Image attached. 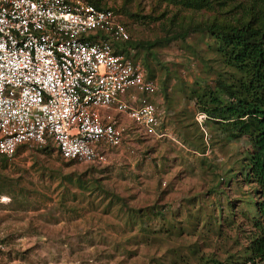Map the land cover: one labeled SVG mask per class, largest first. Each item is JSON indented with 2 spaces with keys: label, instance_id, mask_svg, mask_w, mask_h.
<instances>
[{
  "label": "rangeland",
  "instance_id": "1",
  "mask_svg": "<svg viewBox=\"0 0 264 264\" xmlns=\"http://www.w3.org/2000/svg\"><path fill=\"white\" fill-rule=\"evenodd\" d=\"M96 1L127 26L135 57L159 82L154 99L178 141L149 137L125 119L124 142L103 166L65 161L52 144H25L1 159L0 264H199L194 246L206 256L246 259L263 195L242 177L248 136L225 138L203 110L222 62L214 38L191 33L136 46L164 36L167 19L214 12L190 13L168 0Z\"/></svg>",
  "mask_w": 264,
  "mask_h": 264
},
{
  "label": "built area",
  "instance_id": "2",
  "mask_svg": "<svg viewBox=\"0 0 264 264\" xmlns=\"http://www.w3.org/2000/svg\"><path fill=\"white\" fill-rule=\"evenodd\" d=\"M120 19L91 0H0V160L52 144L65 161L103 166L125 119L178 141Z\"/></svg>",
  "mask_w": 264,
  "mask_h": 264
},
{
  "label": "trees",
  "instance_id": "3",
  "mask_svg": "<svg viewBox=\"0 0 264 264\" xmlns=\"http://www.w3.org/2000/svg\"><path fill=\"white\" fill-rule=\"evenodd\" d=\"M91 1L101 7L98 1ZM168 1L179 4L190 13L205 10L214 14H204L203 17L207 18L201 16L198 20L193 16L167 19L164 36L154 42H140L136 46L152 48L186 40L191 33H206L214 38L217 60L222 62L217 71L215 88L206 89L203 95L205 99L207 95L209 97L204 102L203 110L209 115L208 123L212 130L226 134L225 138L248 136L252 152L245 160L246 166L243 168L242 165V177L246 183H254L263 195V200L257 201L254 217L257 232L251 237L246 249V259H237L235 254L224 259L216 255L206 256L197 246L193 247L192 253L199 264H264V0ZM130 44H134L131 39ZM227 68L233 69L235 76L223 75L222 71ZM148 77L152 76L148 74ZM223 94L228 95L227 99H224ZM246 201L250 205L255 202L250 197ZM250 210H253V206ZM136 213L140 215V220L142 215L147 216L143 208ZM136 213L132 211L128 215ZM259 216L261 218L258 219ZM143 230L149 231L147 228Z\"/></svg>",
  "mask_w": 264,
  "mask_h": 264
},
{
  "label": "clouds",
  "instance_id": "4",
  "mask_svg": "<svg viewBox=\"0 0 264 264\" xmlns=\"http://www.w3.org/2000/svg\"><path fill=\"white\" fill-rule=\"evenodd\" d=\"M206 118V117H205ZM198 120V119H197ZM199 121V120H198ZM200 122V121H199Z\"/></svg>",
  "mask_w": 264,
  "mask_h": 264
}]
</instances>
